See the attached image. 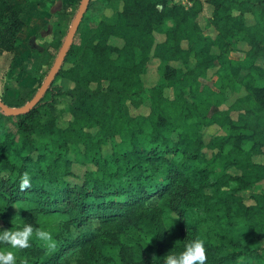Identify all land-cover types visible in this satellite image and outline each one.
Wrapping results in <instances>:
<instances>
[{"label": "trees", "instance_id": "obj_1", "mask_svg": "<svg viewBox=\"0 0 264 264\" xmlns=\"http://www.w3.org/2000/svg\"><path fill=\"white\" fill-rule=\"evenodd\" d=\"M63 1L74 10L80 2ZM119 1L115 22L93 23L84 13L55 77L71 86L62 89L53 81L45 92L49 100L41 98L27 113L0 110V264H164L168 257L174 264H255L264 238V189L253 195L252 206L244 205L238 191L264 181V165L252 160L264 143V82L253 77L264 79V67L253 63L264 55V0H193L189 7L169 0ZM204 3L212 10L202 27L197 17ZM51 11L49 39L28 42L23 78L6 76L0 99L9 107L32 98L75 14L62 3ZM246 13L254 16L253 24L245 22ZM167 19L171 24L165 26ZM23 26L20 3L0 0V54H11L5 73L17 59L14 47ZM204 28L214 36L203 34ZM38 33L30 39L38 40ZM232 40L249 45L243 59L229 57ZM151 58L183 65L193 60L186 71L166 65L163 80L194 95L198 106L164 97L158 87L149 95L147 115L119 120L109 101L143 91L141 75ZM214 66L220 89L200 88L199 78ZM241 70L247 92L236 104L244 112L232 122L219 105ZM58 95L73 103V119L64 128L39 121L40 106L53 110ZM214 123L229 124V136L205 145L216 149L207 159L199 130ZM92 127L98 139L88 131ZM115 136L126 147L117 144L102 155L101 143ZM245 140L257 144L248 147ZM70 147L81 151L75 161L96 167L80 184L64 179ZM229 168L239 175L223 189ZM94 220L96 226L72 234ZM241 226L246 233L233 232Z\"/></svg>", "mask_w": 264, "mask_h": 264}, {"label": "rangeland", "instance_id": "obj_2", "mask_svg": "<svg viewBox=\"0 0 264 264\" xmlns=\"http://www.w3.org/2000/svg\"><path fill=\"white\" fill-rule=\"evenodd\" d=\"M33 1H36V0H23L22 1V3L27 4V6L23 9V12H26V13L30 12L29 11L31 9L30 3ZM62 1L63 0H51V3H52L51 8L55 10L59 6V4L61 5L62 3V9H64L65 11L71 10V14L73 12L74 13L76 12L77 9L74 10V8L73 9L70 8L67 2L65 1L62 2ZM180 1L181 0H169V3L172 4V3H177ZM182 1L185 2V5L187 7L193 2V0H182ZM121 6L122 4H121V1L119 0H112L108 4H104L98 0H93V4L92 5L88 4V7L85 12H87V16L90 22L95 23L99 20H103L107 23H112V22H115L116 15L118 11L121 10ZM211 10L212 8L210 5L206 3L203 4V10L197 17V21L202 27L205 26V22L207 18L210 16ZM45 15L50 17L49 12L45 13ZM254 19H255L254 16L251 15L250 13L245 14V22L248 25L253 24ZM170 24H171V21L169 19H167L164 23L165 26H168ZM49 25H50V20L47 21L46 26L41 28L40 32L37 35V36H40L39 38H37L38 40L34 41L30 39L29 44L34 45L35 42L39 43L41 41L49 39L50 37L48 35L50 31ZM202 32L205 35H211V36H214V33H215L213 29L211 28H204ZM156 38L162 39V35L157 34ZM26 44L27 45H23V48H26V46H28V43ZM230 45H231L230 47L231 51H229L228 53L230 58L234 55L231 52H235V53L241 52V54H237V55L235 54V56L239 55L240 59H243L246 56L245 52L250 48L249 45H247L246 43L239 42V41L236 42L234 40L230 41ZM182 46L183 47L186 46L185 42L182 43ZM259 52H264V49H259ZM10 56L11 54L7 52L0 54V94L3 92V87L6 84V81H7L6 76L8 75L12 76V73L10 75V70H9V74L5 73L7 66H8ZM253 60H254L253 63L256 64V66L260 68L264 67V55H259L255 57ZM192 64H193V60H191L188 65H183L179 62H173V61L160 62L157 59L151 58L147 62L144 73L141 75L143 91L139 95H136L134 97L132 96V98L121 95L117 102L114 100L113 97L114 96L117 97L118 95L112 96L111 101H109V104H111L114 107L115 117L121 120V119H124L126 116L137 117L141 115H147L150 111L149 95L153 88H158V87L162 88V95L164 97H167L169 99H176L180 104H182L181 102H186V103L194 102L193 104L197 107L199 100L195 99L194 95L190 94L186 90L178 91L176 87L168 86L167 84H165L163 80V70L166 65H170L173 68H180L186 71L187 70L186 68L191 66ZM216 69H217V66H214L213 68L208 69L205 76L199 78L200 88L202 86H208L215 91H218L220 89L221 80H220V77L216 73ZM245 73H246V70H241L239 77L234 82L233 88L224 89V92H223L224 101L219 105L221 109L227 111V118L228 119L230 118V121L232 122L236 121L238 115L244 112V109L241 107V105L236 104V100L244 96L247 92L245 86H243L242 83L240 82L242 78L247 76V75L246 76L244 75ZM259 74H260V71H259ZM22 75H23V72H22ZM13 77H16V76H13ZM253 77H254L255 83L260 84L264 82V79H261L259 75L253 74ZM22 81L23 80L21 79L19 80L20 83H22ZM53 81L54 82L56 81L55 83H59L62 89H67L69 86H71L70 83H68L67 81H64V79H60L59 77L55 78ZM28 83L30 86H33L35 84L34 80L32 79L28 81ZM94 86L95 84L91 85V87H94ZM43 97L42 98L45 99V101L49 100L48 93L44 94ZM55 98L56 100L54 103L53 110H51L45 105L40 106L39 121L41 123H46L47 121L53 120L56 126H59L60 128H64L73 119L72 114H71V108L73 106V103L71 104L70 98L66 96L58 95ZM134 101H137L138 104L135 105ZM229 129H230L229 124L222 126L217 123L201 127V129L199 130V133L201 135V143L203 145L201 150L207 159L211 158L214 155V152H216V149L205 147V145H207V143L210 140H212L218 135H221L224 137L229 136ZM88 131L96 139H98V131L96 128H93V127L89 128ZM42 137L43 136L35 134L36 140H39L40 138L42 139ZM171 137L174 141H176V139L178 138V135L177 133H172ZM117 144L118 145L121 144L123 147H126L125 141H123L122 138L119 136H115L113 139H106L103 143H101V148H100L101 154L109 155L113 153L115 150V145ZM244 144L245 146L247 145L249 147L253 144H257V142L252 141V140H245ZM260 149L262 150V152L259 154H254L252 157V160L256 164L264 165V143L260 144ZM80 152L81 151H79V148H75V147H70L66 152L69 172L67 175L64 176V179L70 185L80 184L88 172L96 169V167L90 162L89 163H79L75 161L76 155ZM33 155L35 158L36 152H34ZM226 172L228 174V178H226L227 187L223 185L222 187L223 189L233 187L234 182L232 178L239 175L238 171H236V169H233V168L227 169ZM2 175H5V172H2ZM263 189H264V181L261 180L249 186L246 189L239 190L238 194L242 197V202L244 203V205L252 206L255 204L253 195L255 193H261ZM207 192H209L208 188H207ZM1 224L2 222L0 221V225ZM97 224H98L97 221L94 220L88 226H85L79 230L72 229L71 232L73 235H77L78 233L85 232L87 229L94 227ZM247 230H248L247 227L241 226L240 228L234 229L233 232L241 235L243 233H246ZM257 245L260 249V252L258 253V256L255 258V264H264V238L261 239V241L258 242ZM253 246H254V243H253ZM164 264H174L173 259L170 257L166 258L164 261Z\"/></svg>", "mask_w": 264, "mask_h": 264}, {"label": "crops", "instance_id": "obj_3", "mask_svg": "<svg viewBox=\"0 0 264 264\" xmlns=\"http://www.w3.org/2000/svg\"><path fill=\"white\" fill-rule=\"evenodd\" d=\"M10 2H18L20 3V9H21V19L24 23V26L22 30L17 35L16 45L14 47V52L17 54V59L12 65V68L10 69V75L12 73V76H16L17 79L23 78L22 77V70L21 65L22 62L26 61L31 57V52L26 46V48H23V45H27L26 43L29 42L30 38L35 35L37 32H40L41 28L46 26L47 21L50 19L45 13L50 12L51 9V0H36L30 3V12L26 13L23 12V9L27 6V4L22 3L23 0H8ZM44 12V14H43ZM26 13V14H25ZM40 13V15H39ZM19 44V45H18ZM18 45V46H17ZM8 53V52H7ZM231 58L235 60H239L240 57L235 56V54H241V52L235 53Z\"/></svg>", "mask_w": 264, "mask_h": 264}, {"label": "water", "instance_id": "obj_4", "mask_svg": "<svg viewBox=\"0 0 264 264\" xmlns=\"http://www.w3.org/2000/svg\"><path fill=\"white\" fill-rule=\"evenodd\" d=\"M89 0H80L78 4V8L71 20V23L68 27V30L66 32V35L62 41V44L54 58V61L49 68L47 74L45 75L43 81L41 82L40 86L32 96V98L24 103L21 106L18 107H9L7 106L1 99H0V110L5 114L9 116H15L27 113L30 111L43 97L53 80L55 79L56 75L58 74L60 67L64 61V58L66 56V53L69 50V47L71 46L73 42V38L75 36V33L78 29V26L83 18V15L88 7Z\"/></svg>", "mask_w": 264, "mask_h": 264}, {"label": "built area", "instance_id": "obj_5", "mask_svg": "<svg viewBox=\"0 0 264 264\" xmlns=\"http://www.w3.org/2000/svg\"><path fill=\"white\" fill-rule=\"evenodd\" d=\"M177 3H181L183 6L187 7V6L185 5V2H183L182 0H181L180 2H177ZM190 5H191V4H190ZM190 5H189V6H190ZM189 6H188V7H189Z\"/></svg>", "mask_w": 264, "mask_h": 264}]
</instances>
